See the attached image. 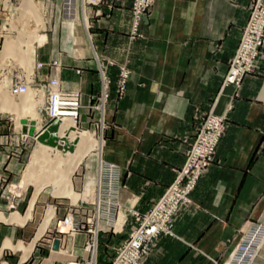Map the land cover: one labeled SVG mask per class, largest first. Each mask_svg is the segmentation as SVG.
Masks as SVG:
<instances>
[{
    "label": "crops",
    "instance_id": "obj_1",
    "mask_svg": "<svg viewBox=\"0 0 264 264\" xmlns=\"http://www.w3.org/2000/svg\"><path fill=\"white\" fill-rule=\"evenodd\" d=\"M17 1L0 0V62L8 60L3 45L13 36L6 31L34 27L17 25L13 16L7 28ZM45 1L51 13L65 11L66 18L55 16L48 42L24 52L31 66L17 72L32 78V86L56 79L60 91L77 92L74 123L79 132L98 138L99 146L70 180L84 201L74 204L52 191L43 195L51 185L36 193L38 182L21 188L30 166L36 174L40 169L31 164L28 145L58 152L35 139L50 120L32 119L26 109L20 119L0 111V264H93L95 252L105 255L101 264H108L174 182L210 112L224 119L213 161L173 215L168 233L156 237L139 264H226L251 224L264 228V44L252 73L238 86L223 83L251 8L255 2L264 8V0H154L133 37L132 0ZM22 2L17 14L25 13ZM123 66L129 77L118 98L115 83ZM101 72L110 87L100 114L92 105L101 92ZM0 89L11 103L20 101L4 85ZM105 166L116 178V207L107 221L92 203ZM13 184L19 194L10 191ZM70 215L86 229L70 235L61 227ZM251 264H264V243Z\"/></svg>",
    "mask_w": 264,
    "mask_h": 264
},
{
    "label": "built area",
    "instance_id": "obj_2",
    "mask_svg": "<svg viewBox=\"0 0 264 264\" xmlns=\"http://www.w3.org/2000/svg\"><path fill=\"white\" fill-rule=\"evenodd\" d=\"M90 2L94 4L97 3V0H90ZM153 3L154 0H133L131 8L132 37L137 35L139 25ZM263 44L264 8L259 2H255L249 20L242 32L238 48L230 62L227 75L224 78V85L238 86L242 78L253 71ZM39 67L41 66L39 65L38 68ZM128 77L129 70L123 66L119 70L116 82V93L119 96L125 91ZM107 83L106 76L101 72V92L99 99L102 105L98 107V110H101V112H103V104L106 103L108 96ZM54 85L55 81L51 80L47 82L46 85L35 86L45 91V96L48 101L45 107H47L48 110L47 116L49 120L54 119L55 96L52 89ZM10 91L17 96V94L24 92L25 88L23 84L17 80L15 84L11 85ZM61 93L68 99L61 107L73 110L75 116H77V110L80 107L79 94L64 93L62 91ZM223 130V118L213 115L212 113H209L205 117L186 153V161L182 170L177 173L174 182L166 190L154 208L142 218L139 227L130 234V239L126 243H123L118 249L119 254L114 264H138L149 250L151 240L162 233H168L173 214L181 205L187 203L188 193L194 189L200 174L211 165L215 149ZM115 184L116 178L113 168L106 166L101 167L98 183V201L95 202V208L99 211V208H101V213H105L103 218L106 219V221L111 214H113L112 206L116 207V202L113 200L116 193ZM69 221L71 222L68 231L70 235H74L85 229V226L80 224L79 221H76L71 215L66 216L62 220V224L66 226ZM263 236L264 228L258 225L251 227L246 235L242 237L239 244L234 247L226 264H251L254 256H256L259 250V243Z\"/></svg>",
    "mask_w": 264,
    "mask_h": 264
},
{
    "label": "bare ground",
    "instance_id": "obj_3",
    "mask_svg": "<svg viewBox=\"0 0 264 264\" xmlns=\"http://www.w3.org/2000/svg\"><path fill=\"white\" fill-rule=\"evenodd\" d=\"M23 10L25 13H27L26 15H29L31 18H37V16L35 15V11L31 10L29 7H24ZM35 20L37 22V19ZM38 23H41V22H38ZM45 39L46 38L44 35H39L38 33L24 34L23 32L20 31L17 33V37L15 40L5 41L3 45L4 57H11V58H14L15 61L22 62V63H28V59L25 57L24 52L29 50V48L32 47L34 44H38V45L43 44L45 42ZM20 45H21V51L19 50ZM19 81L20 83L23 84L25 91L17 94V97H20V101L18 103L17 102L11 103L6 96L5 91L0 89V111L8 112L12 115L17 116L20 119L23 112H25V109H27L28 115H30L32 119H37L38 115L36 112H34V109L37 107V105L35 103V100L34 102L31 101L32 95L30 94L32 93L35 96V98L37 99L36 101L38 102V104H40L38 106L42 105V107L39 108L41 110L46 104L45 99H44L45 93L43 92V90L37 89V88H33V91H31L28 87L30 83L29 81L27 82V80L25 81L24 79H20ZM52 89H53V93L55 96L54 114H53L54 119H50V121L61 119V122L58 120L59 126H62L60 129L62 130L60 135L63 136V131L68 130V133H66L63 137L67 138L69 144L74 143L73 151L71 152L70 151H60V150H57L56 148H53V149H56L58 152H64L66 154H62V153L60 154L54 151L52 155L50 154V152H48L47 150H44L43 148H40V149L38 148V150L36 149L32 153V156L30 159L32 165L45 167L46 165H49L51 161H53L52 160L53 156H56L57 159L53 161V168L48 166L46 175L43 178L38 177V175L31 169V166H30L27 172L23 175V180L21 178L22 183L20 182L21 183L20 187L23 188L25 184L27 183L31 184L33 180H37L38 183L36 184V190H35L36 193L41 192L47 186L51 185L53 186L52 192L56 196L58 195V196L70 198L71 201L76 202L79 196L73 192L72 186L70 184V180L73 174L76 172V170L83 163V161L88 156H90V154L95 150V148L97 147V144L92 138L93 134L91 135L90 133L89 134L83 133L77 130L74 124V119L76 118L74 111L70 110L69 108L61 107L64 102L68 101V99H66L65 96L60 92L59 84L57 81H55V85L52 86ZM12 96H15V95L12 94ZM59 126H58V129H59ZM57 134H58V131H57ZM61 136H58V137L62 138ZM60 183H63V185L61 186ZM97 201L98 200L96 199L92 203H95ZM47 222H50L49 217L47 218ZM70 223L71 222L69 221L68 225L66 226L63 224L64 227L68 228V231L70 228ZM263 243H264V236L261 242L259 243V247L262 246ZM255 257L256 256H254V259ZM74 264H77V263H74Z\"/></svg>",
    "mask_w": 264,
    "mask_h": 264
},
{
    "label": "rangeland",
    "instance_id": "obj_4",
    "mask_svg": "<svg viewBox=\"0 0 264 264\" xmlns=\"http://www.w3.org/2000/svg\"><path fill=\"white\" fill-rule=\"evenodd\" d=\"M75 2V0H70V3L72 4V2ZM19 2H20V0L19 1H17V2H15L13 5H11V8H10V16H9V20H8V26H7V28H9V25H10V23H9V21L11 20V17H16V22H17V25H20V26H22V25H24V26H27L28 24H31L32 26H34V27H32V28H22V27H18V26H16L15 27V30H13L12 32H9V31H6V33H7V35H13L11 38H9V40H15L16 39V37H17V33L18 32H23L24 34H29V33H38L39 35H44L45 36V41L47 40V42H48V39H49V34H51V33H53V31H55L54 29H52L51 30V28H49V24H50V22H52V21H54L55 20V16H56V20L57 19H61V17L60 16H63V18L65 19L66 17V15H65V11L64 12H60L59 14H55V13H51V11L49 10V6H47V1H45L46 3H44V0H23V2H22V4H21V6H22V8H24V7H29L31 10H34L35 11V15L37 16V18H31L29 15H26L27 13H23V12H19L18 14H17V12L16 11H14V9L16 8V7H18V5H19ZM66 2H67V0H66ZM97 3H94L93 5H96ZM132 4H133V0H132ZM255 4V3H254ZM39 5H41L42 6V10H43V12H41L40 10H41V7L39 6ZM66 5V4H65ZM36 6V7H35ZM254 6V5H253ZM253 6H252V8H253ZM131 8H132V5H131ZM252 8H251V10H252ZM74 9V8H73ZM22 9H20V11H21ZM65 10V9H64ZM76 11H77V14H78V9H76ZM80 13V12H79ZM98 15V12H96V13H94V16H97ZM250 15H251V11H250ZM250 15H249V17H250ZM79 16V15H78ZM23 18H25V19H23ZM79 18V17H78ZM35 19H37V22H36V20ZM84 19V18H83ZM84 20H86V19H84ZM78 21H79V19H78ZM38 22H41V23H38ZM69 23V22H68ZM78 25V24H77ZM77 30H78V27H77ZM86 30H87V27H86ZM15 31V32H14ZM62 30L61 29H58L57 30V36H61V32ZM64 32H65V29H64ZM78 32V31H77ZM63 35V34H62ZM46 42V43H47ZM240 42V41H239ZM45 43V44H46ZM38 45V44H37ZM37 45H35V47L37 46ZM42 45V44H41ZM239 45V44H238ZM75 47H80V44L79 43H77V45L75 46ZM20 49V51H21V45H20V47H19ZM237 48H238V46H237ZM31 49V47L29 48V50ZM237 50V49H236ZM28 51V50H27ZM26 56V55H25ZM6 58H8V60H6V61H4V62H0V85H4V88L5 89H7V91H8V94L12 97V98H20V97H17V96H12V94L10 93V87H11V85L12 84H15L16 82H17V80H20V79H24L25 81L27 80V82L28 81H30L31 80V82H32V78H30V80H29V78L27 79V78H25L24 76H22V72L20 71V73H18L17 72V70H18V68H22V67H26V68H29L30 66H31V61H28V63H22V62H18V61H15V59L14 58H11V57H6ZM24 62H26V61H24ZM53 64H55V63H53ZM229 65H230V63H229ZM2 66V67H1ZM39 66V65H38ZM24 67V68H25ZM228 69H229V66H228ZM228 69H227V72H228ZM227 72H226V75H227ZM250 73H252V72H250ZM249 73V74H250ZM225 75V76H226ZM248 75V74H247ZM106 79H107V81H108V83H107V90H108V96H107V100H106V103L105 104H103V106H104V108H105V106H106V104L108 103V100H109V87H110V80L106 77ZM118 79V78H117ZM55 81H57L58 82V80H56V79H54ZM51 80H49L48 82H50ZM20 82V81H19ZM117 82V81H116ZM33 83V82H32ZM224 83V82H223ZM58 84H59V82H58ZM44 85V84H43ZM45 85H46V83H45ZM36 86V85H35ZM35 86H32V85H28V87H29V89L31 90V91H33V88H36ZM59 88H60V84H59ZM38 89V88H37ZM41 90H43V92L45 93V91H44V89H41ZM61 92V91H60ZM30 93V92H29ZM75 93H77V92H75ZM115 94L117 95V97L119 98V97H121V96H119L117 93H116V83H115ZM31 95H33L32 93H31ZM100 94H98V96L97 97H95V98H93V105H92V112H94V113H102L101 112V110H98V107L99 106H101L102 105V102L100 101ZM32 100L31 101H33L34 102V100H35V103H36V105H37V107L34 109V112H36L37 113V115H40V116H42V117H48L47 116V114H48V110H47V107H45L46 105H47V98H46V96L44 95V99H45V102H46V104H45V106L43 107V109L42 110H40L39 108H41L42 107V105L41 106H38V105H40V104H38V102L36 101L37 99L35 98V96L33 95V98H31ZM104 108H103V110H104ZM27 110V109H26ZM41 111V112H40ZM3 112H5V111H3ZM27 112V111H26ZM211 113V112H210ZM27 115H28V112L26 113ZM209 114V113H208ZM208 114H206L205 116H204V118H203V120L205 119V117L208 115ZM30 116V115H29ZM12 117V116H11ZM31 117V116H30ZM13 118V117H12ZM32 118V117H31ZM57 120V119H56ZM60 122H61V119H58ZM203 120H202V122H203ZM201 122V123H202ZM61 124V123H60ZM75 124V123H74ZM36 124L35 123H33L32 122V124H31V126H35ZM201 125V124H200ZM75 127H76V125H75ZM94 127V126H93ZM200 127V126H199ZM77 128V127H76ZM34 131V128L32 127H30V130H29V135H30V133H32ZM65 132V131H64ZM90 132H92V131H90ZM33 134V133H32ZM66 134V133H65ZM65 134H63V136L65 135ZM30 136H32V135H30ZM63 136H61V137H63ZM97 137V136H96ZM94 141L96 142V144H97V147L99 146V142H98V138H94ZM29 147H27V153H28V156L30 155H32V152H34V148L36 147V145L34 146V144L33 143H31L30 145H28ZM191 146V145H190ZM97 147L95 148L96 150H97ZM190 148V147H189ZM189 150V149H188ZM187 150V151H188ZM187 153V152H186ZM215 154V153H214ZM91 155V154H90ZM214 156V155H213ZM57 158H53L52 160L54 161V160H56ZM27 160H28V157H27V159L25 160V165H26V163H27ZM53 161H51L50 162V164L49 165H46L45 167H40V170L39 171H37V175H38V177H40V178H43V177H45V175H46V172H47V168H48V166H50L51 168H53ZM186 161V160H185ZM100 163V162H99ZM29 164V163H28ZM185 164V163H184ZM100 166H101V163H100ZM38 169H39V166L37 167ZM209 168V167H208ZM208 168H206V169H208ZM205 169V170H206ZM182 170V169H181ZM180 170V171H181ZM204 170V171H205ZM203 171V172H204ZM98 172H100V170L98 171ZM202 172V173H203ZM201 173V174H202ZM200 174V175H201ZM44 175V176H43ZM42 176V177H41ZM89 177H94V169L93 170H91V172H90V176ZM200 177V176H199ZM199 179V178H198ZM198 181V180H197ZM35 182H37V180L35 181V180H33L32 181V183H35ZM98 182H99V177H98ZM31 183V184H32ZM97 186H98V184H97ZM98 188V187H97ZM95 189V194L94 195H96V197H95V200L97 199V197H98V193H99V189ZM52 189H53V186H52ZM52 189H46L45 191H43V195H47L48 193H51V191H53ZM168 189V188H167ZM10 191H12V193H14L15 195L16 194H19V191H18V189H17V184H13L11 187H10ZM193 191V189L188 193V195L191 193ZM32 192H33V187H30L27 191H26V196L27 197H30L31 195H32ZM74 193L75 194H78V199L76 200V202H78V201H84L83 200V197L82 196H80L82 193H78V192H76V191H74ZM84 195V194H83ZM188 195H187V198H188ZM87 195H85V197H86ZM94 200V201H95ZM93 201V202H94ZM73 202V201H72ZM76 202H73L74 204H76ZM156 205V204H155ZM154 205V206H155ZM154 206L148 211V213L154 208ZM182 206V205H181ZM180 206V207H181ZM14 206H12V208H13ZM179 207V208H180ZM147 213V214H148ZM175 214V213H174ZM173 214V215H174ZM173 217V216H172ZM142 220V219H141ZM141 220L139 221V223L137 224V228L139 227V225H140V222H141ZM80 224H83L84 226H85V223L84 222H79ZM61 224H62V222H61ZM257 224H251L250 225V227H249V229L248 230H250V228L251 227H254V226H256ZM62 228H64L67 232H68V228L67 227H64L63 226V224H62V226H61ZM136 228V229H137ZM85 229H86V227H85ZM84 229V230H85ZM81 231H83V230H81ZM80 231V232H81ZM135 231V230H134ZM248 232V231H247ZM246 232V233H247ZM69 233V232H68ZM246 233L244 234V235H246ZM132 234V233H131ZM244 235L242 236V237H244ZM130 236L131 235H129V237L124 241V243H126L129 239H130ZM242 237H241V239H242ZM156 238H153L152 240H151V242H150V244L155 240ZM239 244V243H238ZM237 244V245H238ZM123 244H121V246H122ZM121 246H119L117 249H116V251H115V253H114V255L112 256V258H111V260H110V262L108 263V264H114V262H116V258L118 257V254H119V251H118V249L121 247ZM93 254V253H92ZM105 254H107V253H105ZM93 256L94 257H92L93 258V264H101L99 261H102V259L104 258V254H102V253H100V252H95L94 254H93ZM140 262V261H139ZM71 264H74V263H76V262H74V261H72V262H70ZM70 263H66V264H70ZM77 263H79V262H77ZM88 264H90V263H88ZM139 264V263H138Z\"/></svg>",
    "mask_w": 264,
    "mask_h": 264
},
{
    "label": "water",
    "instance_id": "obj_5",
    "mask_svg": "<svg viewBox=\"0 0 264 264\" xmlns=\"http://www.w3.org/2000/svg\"><path fill=\"white\" fill-rule=\"evenodd\" d=\"M58 126V120H53L43 125L38 133H35L36 141L60 151H73L74 143L69 144L66 137H58Z\"/></svg>",
    "mask_w": 264,
    "mask_h": 264
}]
</instances>
